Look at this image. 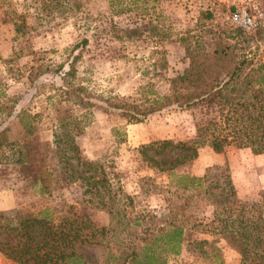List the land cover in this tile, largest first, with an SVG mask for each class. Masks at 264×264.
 <instances>
[{
  "label": "rangeland",
  "instance_id": "374dc122",
  "mask_svg": "<svg viewBox=\"0 0 264 264\" xmlns=\"http://www.w3.org/2000/svg\"><path fill=\"white\" fill-rule=\"evenodd\" d=\"M142 6L140 0H0V132L6 129L0 144V228L4 220L39 205L57 206L60 214L72 207L71 212L113 229L108 247L76 246L89 263L104 264L110 247L126 249L139 237L175 223L183 226L185 242L181 254L169 258L168 264H209L200 255L209 253V245L199 250L192 244L196 240L215 241L223 264H240L238 246L212 222L211 203L196 193L171 188L168 174L148 167L138 150L155 141H190L200 110L171 107L129 123L109 104L122 97L140 102L150 93L165 96L168 79L188 67L184 46L211 51L219 35L235 46L239 58L251 60L244 74L249 69L254 71L248 74H263L260 32L244 31L248 43L223 32L238 29L231 15L239 11L264 24V0H150L141 10ZM111 24L140 26L142 37L115 39L108 31ZM84 39L85 49L77 48ZM164 53L166 68L161 67ZM74 57L73 81L85 88L92 102L89 109L72 107L62 96L63 75ZM259 66L262 71L256 72ZM61 122L69 123L76 134L81 158L98 163L106 174L110 196L115 197L113 215L89 203L77 184L67 185L56 175L53 140ZM226 165L239 199L264 209V154L233 147L215 153L205 146L177 173L202 176L208 168ZM36 171L50 182L51 195L40 197L32 188ZM49 173L54 176L49 178ZM0 264L15 263L0 253Z\"/></svg>",
  "mask_w": 264,
  "mask_h": 264
},
{
  "label": "trees",
  "instance_id": "16d2710c",
  "mask_svg": "<svg viewBox=\"0 0 264 264\" xmlns=\"http://www.w3.org/2000/svg\"><path fill=\"white\" fill-rule=\"evenodd\" d=\"M140 1L142 10L150 0ZM12 23L15 30L20 31L17 21L12 20ZM108 31L118 40H137L143 33L140 26L116 28L112 24ZM253 32H260L263 39L264 24ZM223 33L248 43L247 33L240 28ZM87 43L84 39L76 47L82 45L85 49ZM184 49L188 67L182 74L168 79L165 96L150 93L140 102L132 97H122L119 102H110L109 106L118 110L129 123H140L171 107L180 111L200 110L201 120L196 125L193 139L179 143L161 140L141 145L138 150L142 161L156 172L168 174L171 188L196 193L211 203L214 207L212 222H217L220 232L229 234L230 241L238 246L240 264H264V209L239 199L228 165L208 168L202 176L177 173L179 168L196 160L199 150L205 146L215 153L233 147L250 149L254 155L264 154V71L263 74H248L254 71L249 69L244 74L251 60L247 56L239 58L235 46L220 39V35L211 51L191 44ZM76 60L74 57L68 71L64 72L66 90L62 96L72 107L89 109L92 102L87 99L85 88L73 81ZM166 66L164 53L161 67ZM260 71L261 66L256 72ZM11 113L9 110L6 115L9 117ZM69 126V123L61 122L54 133L56 175L67 185L77 184L82 195L89 196V203L113 215L115 197L110 196L109 180L98 163L81 158L76 134ZM5 131L0 132V144ZM114 133L115 136L120 134L116 129ZM168 154H173L174 158H167ZM28 169L32 167L27 166ZM43 175L36 171L31 178V186L40 197L51 195L50 182ZM47 176L52 178L54 174ZM71 210L69 207L66 212L69 215L60 214L62 210L57 206L43 204L25 214L14 215L9 221L4 220L5 225L0 228L4 237L0 241V253L15 264H93L77 252L76 246L108 247L113 229L99 226ZM134 225L139 224L134 222ZM184 242L183 226L169 223L165 228L139 237L126 249L110 247L104 264H168L169 258L181 254ZM192 244L199 250L209 245V253L203 251L200 255L205 256L209 264H223L214 247L215 241L196 240Z\"/></svg>",
  "mask_w": 264,
  "mask_h": 264
},
{
  "label": "built area",
  "instance_id": "2783aa9c",
  "mask_svg": "<svg viewBox=\"0 0 264 264\" xmlns=\"http://www.w3.org/2000/svg\"><path fill=\"white\" fill-rule=\"evenodd\" d=\"M231 20L236 27L246 32H253L263 25L260 19L248 14L246 11L235 12L231 15Z\"/></svg>",
  "mask_w": 264,
  "mask_h": 264
}]
</instances>
